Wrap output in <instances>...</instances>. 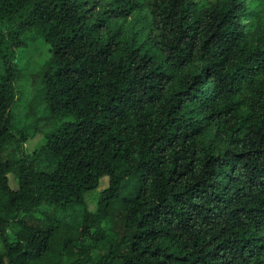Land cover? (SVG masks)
I'll return each instance as SVG.
<instances>
[{"label":"trees","instance_id":"trees-1","mask_svg":"<svg viewBox=\"0 0 264 264\" xmlns=\"http://www.w3.org/2000/svg\"><path fill=\"white\" fill-rule=\"evenodd\" d=\"M0 25V264H43L51 215L77 207L79 239H106L101 264H264V0H0ZM29 41L59 125L4 159Z\"/></svg>","mask_w":264,"mask_h":264},{"label":"rangeland","instance_id":"rangeland-1","mask_svg":"<svg viewBox=\"0 0 264 264\" xmlns=\"http://www.w3.org/2000/svg\"><path fill=\"white\" fill-rule=\"evenodd\" d=\"M242 24H245V21H243ZM6 31V28L0 25V36ZM23 37H25V35H23L22 38ZM15 55L14 63L17 76L14 80L15 101L12 109L13 121L11 131L13 140L6 145L3 151L4 159H8L11 155L17 157H25L26 155L31 156L33 153L37 152L40 145L43 143L45 134L59 125V122L52 121L48 118L38 96L40 88L38 73L44 60L48 58L46 48L41 46L37 41L33 43L29 41L26 46L18 48ZM4 73L5 67L0 54V74ZM8 179L9 186L16 189L17 181L12 174L8 176ZM108 182L107 177H102L98 188L95 191L85 194L84 208L88 213L93 214L97 210L99 195L108 187ZM49 211L51 212L52 209ZM80 213V207L66 211L57 209L53 212L51 217L54 216V218H58L59 220L57 221V230L52 239V251L42 260L43 264H56L58 262L56 249L60 247L65 239L75 241V246L66 251V254L59 260L60 264H82L83 262L81 263L80 260H77V251L80 249L81 243H83L89 251L88 264H101L99 261L106 251V239L96 241L95 243L89 237L83 240H81L82 238L79 239L80 234L77 228H75V224L81 216ZM115 228L116 226L108 228L107 234L111 231L115 233ZM16 230L17 225L13 221L5 224L4 233L9 240L14 239ZM91 233H93L92 230ZM2 250L3 244L0 239V252Z\"/></svg>","mask_w":264,"mask_h":264}]
</instances>
